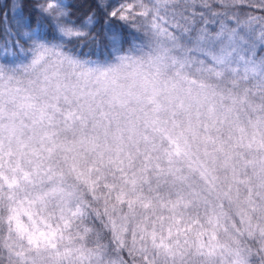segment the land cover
<instances>
[{
    "label": "snow or ice",
    "instance_id": "1",
    "mask_svg": "<svg viewBox=\"0 0 264 264\" xmlns=\"http://www.w3.org/2000/svg\"><path fill=\"white\" fill-rule=\"evenodd\" d=\"M0 264H264V0H0Z\"/></svg>",
    "mask_w": 264,
    "mask_h": 264
}]
</instances>
